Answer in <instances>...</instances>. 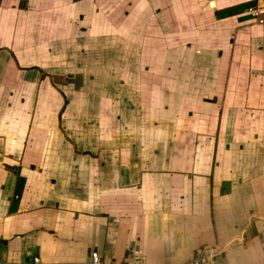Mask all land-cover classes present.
<instances>
[{
    "label": "crops",
    "instance_id": "crops-1",
    "mask_svg": "<svg viewBox=\"0 0 264 264\" xmlns=\"http://www.w3.org/2000/svg\"><path fill=\"white\" fill-rule=\"evenodd\" d=\"M256 5L0 0V264H264Z\"/></svg>",
    "mask_w": 264,
    "mask_h": 264
},
{
    "label": "built area",
    "instance_id": "built-area-1",
    "mask_svg": "<svg viewBox=\"0 0 264 264\" xmlns=\"http://www.w3.org/2000/svg\"><path fill=\"white\" fill-rule=\"evenodd\" d=\"M248 14L255 22L257 23L264 22V7L263 6L256 5L255 7L249 8ZM212 255L213 254L207 251L199 250L194 254L193 258L190 261H188L186 264H202L207 259H209L210 256L212 257ZM20 264H42V263H41L39 256L34 255L22 261ZM80 264H106V263L102 261V259L97 254V252H92L90 254L89 260L83 263H80ZM114 264H144L142 252L137 246L131 245L127 251V261L121 262V263H114Z\"/></svg>",
    "mask_w": 264,
    "mask_h": 264
},
{
    "label": "rangeland",
    "instance_id": "rangeland-1",
    "mask_svg": "<svg viewBox=\"0 0 264 264\" xmlns=\"http://www.w3.org/2000/svg\"><path fill=\"white\" fill-rule=\"evenodd\" d=\"M48 63V62H47ZM114 64H111L109 68L111 69ZM67 66L65 65H59V64H54V65H48L47 69L56 74H60ZM109 68H106L105 66H99L93 63H88L87 64H82L81 66H77L75 69H77V73L79 71L78 77L68 79V83L72 81V85H74L77 88H84L86 89L87 86L91 89L97 90V89H102L100 88V84L103 82L101 79L106 77V73L109 72ZM66 79V78H64ZM95 80V81H94ZM94 81V82H93ZM92 83V84H90ZM59 104L62 101V97L59 94ZM55 97H52V103L54 104L55 102ZM93 106H98L96 104H92Z\"/></svg>",
    "mask_w": 264,
    "mask_h": 264
}]
</instances>
